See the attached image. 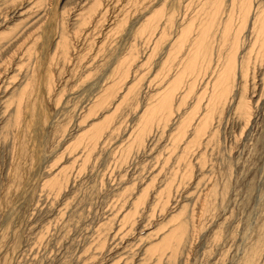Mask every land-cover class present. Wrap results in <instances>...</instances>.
I'll list each match as a JSON object with an SVG mask.
<instances>
[{"label":"rangeland","instance_id":"1","mask_svg":"<svg viewBox=\"0 0 264 264\" xmlns=\"http://www.w3.org/2000/svg\"><path fill=\"white\" fill-rule=\"evenodd\" d=\"M248 1L245 8L238 7L245 0H0V264H242L253 247L261 253L256 264H264V63L254 71L256 80H250L254 89L248 86L249 115L237 112L233 97L222 108L214 106L204 129L207 135L196 139V149L184 155L187 161L179 158L180 149L193 141L195 123L206 117L212 104L205 82L212 80L213 70L215 82L216 73L227 62L232 65L231 37L248 30L235 52L239 78L255 14L264 6V0ZM200 13L209 19L202 51L209 53L210 61L203 79L195 75L197 58L191 68L186 66L191 60L186 54L194 55L195 31L168 59L179 31L195 23ZM184 17L189 20L185 25ZM215 19L224 21L226 46H219ZM152 20L157 27L149 32ZM133 54L135 70L104 108L100 102L114 84L113 67ZM171 76L179 81L177 97L190 88L193 94L182 105L176 99L170 103L168 125L159 129L153 124L152 130L161 135L151 149H132L120 163L144 105L164 92ZM136 83L143 92L148 90L150 100L147 94L132 100L129 90ZM17 98L21 111L13 123ZM179 113L191 121L181 136L175 130ZM95 126L102 129L99 145L86 154L87 146L79 140ZM175 141L180 145L176 150ZM64 171L68 185L51 189L49 181ZM164 187L171 193L165 196ZM140 195L145 196L143 204L129 214L131 201ZM184 222L187 242L177 256L170 257L168 248L161 254L150 252L155 247L151 244L159 241L149 236Z\"/></svg>","mask_w":264,"mask_h":264},{"label":"bare ground","instance_id":"2","mask_svg":"<svg viewBox=\"0 0 264 264\" xmlns=\"http://www.w3.org/2000/svg\"><path fill=\"white\" fill-rule=\"evenodd\" d=\"M208 1V0H207ZM237 1V0H236ZM217 2V1H216ZM245 2H246V0H245ZM244 2V5H240L239 3V5H238V7L239 6H244L245 8H246V5L248 6V4H250V2L248 3H245ZM221 3H223V2H221ZM225 3V2H224ZM228 3H229V1H228ZM227 3V4H228ZM237 3V2H236ZM235 3V4H236ZM220 5V4H219ZM228 6V5H227ZM255 6V5H254ZM171 7H173V6H171ZM196 7V6H195ZM197 7H198V5H197ZM208 7V6H207ZM225 7V6H224ZM223 7V8H224ZM235 7H237V6H235ZM237 7V8H238ZM244 7H243V9H244ZM230 8H231V6H230ZM172 9V8H171ZM174 9V8H173ZM236 9V8H235ZM250 9V8H249ZM175 10V9H174ZM225 10V9H224ZM228 10V9H227ZM240 10V9H239ZM246 10V9H245ZM176 11V10H175ZM204 11V10H203ZM211 11V10H210ZM230 11V10H229ZM235 11V10H234ZM157 12V11H156ZM172 12V11H171ZM254 12V11H253ZM170 13V12H169ZM184 13V12H183ZM207 13V12H206ZM213 13V12H212ZM247 13V12H246ZM249 13V12H248ZM166 14H168V13H166ZM172 14V13H171ZM197 14V13H196ZM226 14V13H225ZM234 14H235V12H234ZM90 15V14H89ZM92 15V14H91ZM98 15V14H97ZM162 15V14H161ZM213 15V14H212ZM221 15V14H220ZM227 15V14H226ZM236 15V14H235ZM165 16V18H166V15H164ZM168 16V15H167ZM170 16V15H169ZM175 16H177V15H173V17H175ZM195 16V15H194ZM207 16V15H206ZM205 16V14L203 15V14H201L200 13V15L199 16H196L197 18H195L193 21L195 22V23H193V22H191V23H189L186 27H184L183 29H181L180 31H179V33H178V38H176L177 40L176 41H174V43L172 44L171 43V45H170V49H169V54H168V59H170V58H172L173 56H174V54H175V52L177 51V48L179 47H181V42H184L185 40H187V37L190 35V33H191V31H195V41L193 42V50H194V55L192 54L191 55V53H190V55H188V54H186L187 56H188V58H189V62H187L186 63V66H188V68L191 66V65H193L194 64V62H196V61H194L193 59H196L197 58V66H199L198 67V69H197V71L195 72V75H197L196 77L198 78V77H200L201 79H203L202 78V76L205 74L204 73V71L206 70V66H209L207 63L210 61L209 60V53L207 54V52H206V54H204L203 53V49H204V47L206 46V44H205V36H206V34H207V30H208V25H207V20H209V19H207V17ZM216 16V15H215ZM241 16V15H240ZM253 16V15H252ZM99 17V16H98ZM171 17V16H170ZM186 17V16H185ZM183 18L182 20H184V24L183 25H185V23L186 22H189V20H188V18ZM209 17H210V15H209ZM212 17H214V16H212ZM222 17V16H221ZM220 17V18H221ZM225 17V16H224ZM235 17V16H234ZM246 17V16H245ZM162 18V17H161ZM180 18H182L181 16H180ZM217 18V17H216ZM229 18H231V17H229ZM239 18V17H238ZM252 18V17H251ZM176 19V18H175ZM190 19V18H189ZM224 19V18H223ZM223 19H221V22L219 21V19L217 20V19H215V20H217L214 24H215V27H216V29H215V31H216V34L217 35H219V36H217V37H219V38H221V40H220V44H219V46L220 45H225V40L223 39V37H224V35H225V29H226V27H225V24H224V21H223ZM235 19V18H234ZM233 19V20H234ZM151 20V19H150ZM154 20V19H153ZM153 20L150 22V25H149V29H148V31L149 32H153L154 31V29L157 27V25H156V20L153 22ZM232 20V19H231ZM167 21V20H166ZM205 21H207L206 23H205ZM247 21V20H246ZM87 22V21H86ZM180 22H182L181 20H180ZM210 22V21H209ZM163 23H164V21H163ZM192 24L193 25H195V26H197V29H195V30H192ZM205 24L207 25L206 27H205ZM210 24V23H209ZM213 25V24H212ZM237 25L238 24H236V27H237ZM160 26V25H159ZM162 26H163V24H162ZM175 26V25H174ZM246 26V25H245ZM173 27V26H172ZM210 27V26H209ZM160 28H161V26H160ZM167 28H168V26H167ZM179 28V27H178ZM243 28V27H242ZM165 29V28H164ZM247 29V28H246ZM161 30V29H160ZM211 30V29H210ZM214 30V29H213ZM245 30V29H244ZM251 30V37H250V45L248 46V48H247V50L245 51V53L242 55V57H241V60H240V75H239V78H238V80H236V75H237V72H236V64L238 63V62H236V51L237 50H239L240 48H241V46L242 45H244L243 43V40H244V34L246 33V31H248V30H245V33L244 32H241L240 30L233 36V37H231L232 38V43H231V48H230V52L228 53L229 55H232V57L234 58L233 59V62H232V65L230 64V62H227L226 63V66H225V68H221L217 73H216V76H215V82H214V70L212 71V80L211 81H209V82H205V87H206V85H208L209 84V88H206V89H209V92L211 93L210 94V101H212V104L211 105H209V110L208 111H206L207 113H206V117L205 118H203V116H202V119L200 120V122H194L195 124V126H194V128H193V141L190 143V144H188L186 147H185V149L184 148H182V149H180V151H182V154L183 155H181V157H179L180 158V160L181 159H183V161L185 162V161H187L186 159H187V157L186 156H184V155H188L189 153H191L192 151H193V149L196 147L195 145L197 144L196 143V139L197 140H200L199 139V137L201 136V135H203L202 133H204V129L206 128V126H208V124L210 123V121H211V116L214 114V106L215 107H221L222 108V106L225 104V102L227 101V99H229V97L231 98V97H233V99H236L235 100V102H236V109H237V112H239V114L241 115V116H243V117H247L248 115H249V102L247 101V91H248V88L249 87H252L251 85L249 86V84L251 83L250 82V80H254L253 79V74H255V69L258 67L259 69H261V65H262V63H264V6L262 7V9L259 11L258 10V12L255 14V17H254V23H253V27H252V29H250ZM163 31H165V30H163ZM168 31V30H167ZM145 32H146V30H145ZM148 32V33H149ZM212 32V31H211ZM147 33V34H148ZM159 33V32H158ZM163 33V32H162ZM151 34V33H150ZM167 34H169V33H167L166 32V35ZM212 34V33H211ZM214 34V33H213ZM161 35V34H160ZM177 35V34H176ZM163 36V35H162ZM168 36V35H167ZM211 36V35H210ZM215 36V37H216ZM157 37V36H156ZM228 37L230 38V34L228 35ZM227 37V38H228ZM147 39V38H146ZM210 39V38H209ZM217 39V38H216ZM3 40V39H2ZM148 41V40H147ZM213 41V40H212ZM223 41V42H222ZM230 42H231V40H229ZM208 42V41H207ZM211 42V41H210ZM227 42V41H226ZM64 43H66L65 41H64ZM214 43V42H213ZM216 43H217V41H216ZM215 43V44H216ZM158 44V43H157ZM218 44V43H217ZM5 45H7V44H5ZM68 45V44H67ZM188 45H190V44H188ZM228 45V44H227ZM64 46H66V45H64ZM219 46H217V47H219ZM226 46V45H225ZM155 47H157L156 45H155ZM184 47V46H183ZM207 47V46H206ZM216 47V48H217ZM247 47V46H246ZM67 48V47H66ZM153 48V47H152ZM151 48V49H152ZM189 48H190V46H189ZM213 48V47H212ZM215 48V49H216ZM221 48H223V47H221ZM244 48V47H243ZM192 49V48H191ZM201 49V50H200ZM245 49V48H244ZM244 49L242 50V51H244ZM2 50V49H1ZM65 50V49H64ZM155 50V49H154ZM153 50V51H154ZM192 50V51H193ZM208 49H206V51H207ZM210 50V49H209ZM225 50V49H224ZM186 51H188V50H186ZM189 51H191V50H189ZM217 51V50H216ZM226 51H227V49H226ZM1 52V51H0ZM200 52L202 53V55L200 56ZM238 52V51H237ZM62 53H63V50H62ZM153 53V52H152ZM186 53H188V52H186ZM216 53V52H215ZM225 53H227V52H225ZM223 54V53H222ZM63 55H64V58H66L67 57V51H64V53H63ZM177 55V54H176ZM185 55V54H184ZM219 55V54H218ZM225 55V54H224ZM240 55V54H239ZM134 54L133 55H131V57H130V59H128V60H126V61H117V63H116V66L115 67H113V70L111 71V73H110V75H115V78L113 79L114 81H113V83L114 84H112V87H111V89L109 90V91H105L106 93H103L104 95H103V98H104V100H102L103 98H101V104L102 105H104V103L106 102V100H108L111 96H112V94L114 95V90L116 89V87L119 85V87H120V85H122L124 82H125V80L128 78V75L131 73V71L132 70H135V68H136V66L137 65H135L134 63H133V61H131L132 59H134ZM150 56V55H149ZM216 56H217V53H216ZM220 56V55H219ZM222 56V55H221ZM238 56V55H237ZM136 57V56H135ZM213 57V56H212ZM183 58H184V56H183ZM216 58V57H215ZM230 58H231V56H230ZM167 59V58H166ZM123 60V59H122ZM181 60H182V58H181ZM216 60V59H215ZM225 60V59H224ZM238 60V59H237ZM169 61V60H168ZM172 61H174L173 59H172ZM228 61H230V60H228ZM182 62V61H181ZM212 63V62H211ZM164 64V63H163ZM167 64H168V62H167ZM172 64V63H171ZM182 64H184V63H182ZM196 64V63H195ZM165 65H166V63H165ZM170 65V64H169ZM179 65V64H178ZM217 65H218V62H217ZM167 66V65H166ZM177 66V65H176ZM213 66V65H212ZM216 66V65H215ZM232 66V71H231V69H229V67H231ZM171 67H172V65H171ZM174 67V66H173ZM192 67V66H191ZM190 67V68H191ZM132 68V69H131ZM168 68V67H167ZM178 68H180V67H178ZM208 68V67H207ZM217 68V67H216ZM238 69V68H237ZM258 69V70H259ZM163 70V69H162ZM175 70V69H174ZM178 70V69H177ZM191 70V69H190ZM176 71V70H175ZM195 71V70H194ZM208 71V70H207ZM180 73V76H181V74H182V72L180 71L179 72ZM179 73H176V74H179ZM186 73H188V71H187V67H186V71H185V74ZM172 74V73H171ZM174 74V73H173ZM175 74V75H176ZM190 74V73H189ZM207 74V73H206ZM251 74V75H250ZM257 74V73H256ZM255 74V75H256ZM109 75V76H110ZM193 75V74H192ZM195 75H194V78H195ZM255 75H254V77H255ZM161 76V75H160ZM179 76V75H178ZM179 76V77H180ZM250 76H251V78H250ZM112 77V76H111ZM172 77V76H171ZM183 77V76H182ZM207 77V76H206ZM176 78V76L174 77V79H173V77L171 78V79H169L168 80V85H167V87L166 88H164V92L163 93H161V94H159L157 97H155L154 99H153V101H152V103L150 104L149 102L147 103L146 102V106L144 105V107H146L145 108V110H144V114L142 115V117H140L139 119H138V123H137V127L134 129L135 131L133 132V133H135V137H134V139H133V141L132 142H130V144H131V146H130V144H129V146L130 147H132V148H129V146L127 145V147H125V149L123 150V151H121L122 153H121V156H120V158H119V162L120 163H124V162H126L127 161V159L129 158V155H130V153H131V151H132V149H134V150H137V152L138 151H147V149L149 148V146L150 145H152V144H154V143H156V142H158V134H160L159 132H158V130L157 131H154V130H152V127H153V124H157L158 126H160V128L159 129H162V127L161 126H166V125H168L167 124V122H171V120H172V118H171V115H172V113H171V110L168 108L169 106H170V103L174 100V99H176V100H178L179 101V103H181V105L182 104H184L183 102L185 101V103H186V97H188V94L189 93H192V92H190L191 91V88H190V91L188 90H185V93H182L184 96H178L177 97V91H178V80L177 79H175ZM184 79H185V77H184ZM191 79H193V78H191ZM186 80V79H185ZM256 80V79H255ZM102 81V80H101ZM131 81V80H130ZM187 81V80H186ZM231 81V82H230ZM184 82V81H183ZM195 82V81H194ZM181 83V82H180ZM198 83V82H197ZM252 83H254V81L252 82ZM125 84V83H124ZM141 84V83H140ZM139 83H136L135 85H133L134 87H132L131 88V90H129V88H127V90H129L130 91V93H131V96H132V100H134L133 98L134 97H137V99L139 100V99H143V97L144 98H146V94H147V91H145L144 90V92H143V90L141 89L142 87H140L139 88V85H140ZM203 84V83H202ZM255 84V83H254ZM254 84H253V86H254ZM115 85V87H113ZM125 86V85H124ZM181 86V85H180ZM190 86V85H189ZM249 86V87H248ZM123 87V86H122ZM128 87V86H127ZM147 87H150V85L149 86H147ZM146 87V88H147ZM196 87V86H195ZM204 87V88H205ZM255 87H256V85H255ZM118 88V87H117ZM124 88V87H123ZM162 88H163V86H162ZM180 88H182V86L180 87ZM189 88V87H188ZM197 88V87H196ZM253 88V87H252ZM251 88V89H252ZM106 89V88H105ZM122 89V88H121ZM198 89V88H197ZM254 89V88H253ZM25 90V89H24ZM180 90V89H179ZM111 91V92H110ZM120 91V90H119ZM184 91V90H183ZM187 91V92H186ZM198 91H200V90H198ZM26 92V91H25ZM102 92V91H101ZM121 92H122V90H121ZM231 93V94H230ZM24 94V92H21V96ZM27 94V93H26ZM121 94V93H120ZM154 94V93H153ZM178 94H179V92H178ZM181 94V93H180ZM193 94V93H192ZM191 94V95H192ZM202 94V93H201ZM204 94H206L205 92H204ZM230 94V95H229ZM29 95H30V93H29ZM117 95V94H116ZM125 95H126V93H125ZM147 95H149V94H147ZM157 95V94H156ZM229 95V96H228ZM123 96V95H122ZM126 97V96H125ZM127 97H129V96H127ZM195 97V96H194ZM19 98V97H18ZM18 98H17V102L18 103H16V108H15V110L13 111V115H12V122L13 123H15L16 122V120L18 119L19 120V115H20V111H21V109H20V111H19V108H20V101H18ZM124 98V97H123ZM131 98V97H130ZM152 98V97H151ZM190 98V97H189ZM188 98V99H189ZM196 99H194V100H197V97H195ZM20 99H21V97H20ZM94 99V98H93ZM120 99V98H119ZM147 99H149L150 100V95L149 96H147ZM180 99V100H179ZM123 100V99H122ZM161 100H163L164 102H165V105L166 106H164L163 105V103H162V101ZM204 100V99H203ZM209 100V99H208ZM214 100H216V102L214 103ZM104 101V102H103ZM112 101H114V100H112L111 99V102ZM118 101V100H117ZM116 101V102H117ZM129 101H130V99H129ZM208 102L209 104L211 103V102ZM24 102V101H23ZM96 102V101H95ZM94 102V103H95ZM131 102V101H130ZM134 102V101H133ZM145 102V101H144ZM207 102V98H206V101H204V103H206ZM107 103V102H106ZM115 103V102H114ZM122 104H123V102H121ZM132 103V102H131ZM174 103H176V102H173L172 103V105L174 106ZM196 103V102H195ZM198 103V102H197ZM201 103V102H200ZM227 103V102H226ZM95 104H97V103H95ZM109 104V103H108ZM117 104V103H116ZM116 104H114V106L116 105ZM124 104H125V102H124ZM144 104V103H143ZM155 104V105H154ZM168 104V105H167ZM23 105V104H22ZM110 105H112V103L110 104ZM176 105L178 106V103H176ZM180 105V104H179ZM194 105V104H193ZM197 105H199V104H197ZM107 106V105H106ZM124 106V105H123ZM6 107V106H5ZM104 108H105V105L103 106ZM193 107V106H192ZM192 107H191V109H192ZM109 108V107H108ZM116 108H118V107H116ZM134 108V107H133ZM173 108V107H172ZM224 108H225V106H224ZM96 109V108H95ZM119 109V108H118ZM198 109H200L199 107L196 109V110H198ZM105 110H107V109H105ZM175 110V109H174ZM193 110L194 109H192V113L194 114L195 113V115H196V111L195 112H193ZM201 110V109H200ZM206 110V109H205ZM89 111V110H88ZM93 111V110H92ZM98 111V110H97ZM118 111V110H117ZM221 111H223V110H221ZM91 112V111H90ZM107 112H109V110H107ZM111 112V111H110ZM115 112V111H114ZM191 111H189V113H190ZM199 112V111H198ZM11 113V112H10ZM95 113V111L93 112V114ZM129 113H131V112H129ZM176 113V112H175ZM178 113V112H177ZM176 113V114H177ZM184 113H186V112H184ZM117 114V113H116ZM115 114V115H116ZM128 114V113H127ZM175 114V115H176ZM188 114V112L186 113V115ZM191 114V113H190ZM200 114V113H199ZM198 114V115H199ZM181 115V113H179V117H180V119H179V122L178 123H180V124H178L179 126H177V128L175 129V130H178L179 132L178 133H180V136L185 132V130H186V128L188 127V126H190L189 125V122H191L190 121V119H189V116L187 117L186 116V118H183L182 119V117L180 116ZM201 115V114H200ZM202 115H203V113H202ZM109 117V116H108ZM124 117V116H123ZM175 117H177V115L176 116H174V118ZM185 117V116H184ZM190 117H192V118H194V116H190ZM201 117V116H200ZM200 117H199V119H200ZM243 117H242V119H243ZM178 118V117H177ZM120 119V118H119ZM246 119V118H245ZM9 120H11L10 118H9ZM178 120V119H177ZM193 120H195V119H192V121ZM247 120H248V118H247ZM105 121V120H104ZM199 121V120H198ZM112 122V121H111ZM173 123V122H172ZM171 123V124H172ZM177 123V122H176ZM193 123V122H192ZM111 124V123H110ZM9 125V124H8ZM154 125V126H155ZM106 126H107V124H106ZM172 127V126H171ZM174 127V126H173ZM155 128V127H154ZM84 129V128H83ZM106 129V128H105ZM157 129H158V127H157ZM207 129V128H206ZM124 130H126V129H124ZM152 130V131H151ZM156 130V129H155ZM174 130V129H173ZM84 131V130H83ZM111 131V130H110ZM160 131V130H159ZM188 131H189V129H188ZM101 132H102V129L100 128V127H94V128H89V130L88 131H86L84 134H85V136L83 135V137L81 136V139L79 140V143H84L85 144V146H87V153L86 154H90L91 152H93V149L96 147V144H97V141H98V138L100 137L101 138V136H100V134H101ZM113 132V131H112ZM132 132V131H131ZM176 132V131H175ZM187 132V131H186ZM208 132V131H207ZM211 132V131H210ZM104 133H106V131L104 132ZM177 133V134H178ZM87 134H89L88 135V137L86 136ZM175 135H177L176 133H174ZM205 134V133H204ZM211 134V133H210ZM102 135V134H101ZM161 135V134H160ZM205 135H207V134H205ZM204 135V136H205ZM160 137V136H159ZM173 137H175V136H173ZM185 137V136H184ZM173 139V138H172ZM77 140V139H76ZM101 140V139H100ZM205 140V139H204ZM203 140V141H204ZM156 141V142H155ZM172 141V140H171ZM182 141V140H181ZM189 142V141H188ZM195 142V143H194ZM198 142V141H197ZM178 141H175L173 144H172V148L173 149H177V147L179 148L180 147V145L178 146ZM185 143V142H184ZM77 144V143H76ZM75 144V145H76ZM182 144V143H181ZM81 145V144H80ZM97 145H99V144H97ZM156 145V144H155ZM202 145H203V143H202ZM153 146V145H152ZM195 146V147H194ZM201 146V145H200ZM53 147V146H52ZM73 147H75V146H73ZM85 148V147H84ZM130 150H129V149ZM152 148V147H151ZM151 148H149V149H151ZM196 149V148H195ZM170 150V149H169ZM179 150V149H178ZM172 151V150H171ZM198 151H199V149H198ZM133 152V151H132ZM179 153V152H178ZM195 153V152H194ZM199 153V152H198ZM134 154V153H133ZM177 155H179V154H177ZM190 155V154H189ZM191 156H192V154H191ZM193 156H194V154H193ZM88 157V156H87ZM189 158H190V156H189ZM84 161V160H83ZM189 165V164H188ZM63 171V170H62ZM58 173V172H57ZM67 176L68 175H66V173H65V171L64 172H61V173H59V176L58 177H54L53 179H51L50 181H49V183H48V186H50L51 187V189H54L55 191H59V190H61L62 189V187H66V184H67V180H68V178H67ZM69 183V182H68ZM171 184V183H170ZM68 185V184H67ZM68 187V186H67ZM171 187V186H170ZM164 188H166L164 191V194H165V196L166 195H168V194H170V193H168L169 191H170V189L168 188V187H164ZM168 188V189H167ZM143 191L144 190H141L140 192L141 193H143ZM58 193V192H57ZM140 193V194H141ZM158 193V192H157ZM145 194V193H144ZM144 194H142V195H144ZM162 194V193H161ZM131 195V194H130ZM142 195H140V196H138V197H135L134 198V200L133 201H131V203H130V211L128 212L129 214H136L137 212H138V209H139V206H141V204H143V198L145 197H142ZM158 195V194H157ZM147 196V195H146ZM161 197V196H160ZM163 198H164V196H162ZM168 198H169V196H167ZM160 199H162V198H160ZM171 199V198H170ZM158 200V199H157ZM157 200H155V201H157ZM168 199L166 198V201H167ZM172 200V199H171ZM144 201H145V199H144ZM161 201V200H160ZM163 201H164V199H163ZM163 203V202H162ZM165 204V203H164ZM164 206V205H163ZM126 217V216H125ZM134 217V216H133ZM132 217V218H133ZM124 219V218H123ZM134 219V218H133ZM125 221L127 222V219H125ZM130 221V220H129ZM124 223V222H123ZM183 223V222H182ZM127 224V223H126ZM130 224V223H129ZM124 225V224H123ZM132 225V224H131ZM130 225V226H131ZM174 226V225H173ZM114 228V227H113ZM107 229V228H106ZM170 229V228H169ZM187 227H186V225H185V222H184V225H181V224H177V226L173 229V230H168V232H166V233H161V234H155V235H151V236H149L150 238V240H152V241H159V243L157 242V244L158 245H153V244H151V246H155V247H152V249L150 250V252L152 251V250H157L158 251V253L160 252V254H161V252H162V250H165V249H169V250H171V253H170V257H175V256H177L176 254L177 253H179V251L181 250V247L183 246V244H185L186 242H187V240H185V237H186V233H187ZM189 230V229H188ZM105 231V230H104ZM111 231V230H110ZM113 232V231H112ZM105 233H106V231H105ZM153 234V233H152ZM188 235V234H187ZM107 236V235H106ZM102 237H103V235H102ZM102 237H99V239L100 238H102ZM106 238V237H105ZM104 238V239H105ZM100 240H102V239H100ZM144 241V240H143ZM140 241V243L142 242V244L144 245V242L146 243V241ZM152 241H150V242H152ZM186 241V242H185ZM98 242H100V241H98ZM141 244V245H142ZM157 246H161V247H157ZM143 247V246H142ZM259 247V246H258ZM147 250H149V247L147 248ZM261 250V249H260ZM145 252H146V250H145ZM149 252V253H150ZM258 253H259V250H258ZM260 255H261V253L260 254H257V248H252L248 253H247V255L245 256V258H244V260H243V263L242 264H256L259 260L258 259H260L259 257H260ZM150 255H148V257H149Z\"/></svg>","mask_w":264,"mask_h":264}]
</instances>
